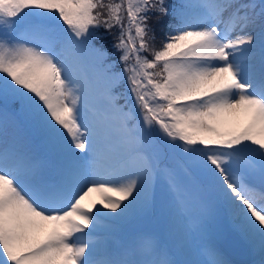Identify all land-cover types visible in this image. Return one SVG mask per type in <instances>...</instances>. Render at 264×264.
<instances>
[{
  "label": "rangeland",
  "instance_id": "374dc122",
  "mask_svg": "<svg viewBox=\"0 0 264 264\" xmlns=\"http://www.w3.org/2000/svg\"><path fill=\"white\" fill-rule=\"evenodd\" d=\"M199 1L206 6L215 3L217 19L210 20L196 30L189 31V28L185 27L177 34H173L172 39L168 40L169 51L181 48V44H185L190 39H199L200 42L194 44L192 51L214 54L217 65L212 67L207 63L197 66L183 62L185 64L182 66L184 82L181 92L192 95L216 86H222L223 89L214 98L208 102L205 101L203 106L189 109L191 117L195 118V121H204L205 118L212 120L221 130L229 132L228 126L235 128L237 123L244 121L250 111H258L259 122L264 127V100L260 97L264 93V59L260 57L259 51L260 41H264V7L261 1L219 0L218 3L216 2L218 0ZM0 2L6 4L4 8L6 13L20 10L25 12V15L16 18L18 26H13L14 28L6 29L0 23V86L5 85L6 82L9 83L10 77H13V82L8 86L9 89L25 81L37 91V94L39 93V96H49L43 108L45 118H54L55 128L61 130L70 140V155L60 156V159L68 168H74L76 173L73 178L78 183L75 192L79 196L76 205L62 216L59 209L49 210L45 198L47 186L45 181H42L46 166L33 148L18 153V148L21 149L22 146L20 142H13L16 134L10 135L12 124L7 118L0 120V194H16L5 210L0 211V228L11 231L13 234L4 240L0 250L6 256H11L15 251L37 242L41 234L50 228L55 235L54 244L32 260L40 264H70L68 249L77 248L83 254L78 257H85L86 251L92 248L83 241L76 243L72 239L69 230L73 226H78L77 219H87L100 225L98 228L100 231L117 229L111 224L107 225L104 222L101 224L99 219L91 213L90 210L101 205L109 218L123 221L128 225L129 218L134 215L135 209H139L140 213L144 211L139 203V196L146 192L145 184L149 177L144 170L143 161L136 160L140 156H136L134 158L136 161L115 174L106 178L101 176V173L107 170L119 156L125 154L123 149L126 147L122 144L111 150L102 148L120 145L115 142V137L123 135L126 130L119 127L125 116L113 112L104 113L113 109L110 100L115 99L116 95L114 94L111 98L104 96L109 102L101 98L97 99L95 96L101 86L111 87V79L104 77L102 73L99 75L95 72L91 73L92 69L83 65L90 55L87 45H79L81 49L74 46L78 31H81L82 27L93 19L91 17L93 1L0 0ZM237 6L255 12L250 18L240 17L236 34L230 40H224L219 36L218 29L224 26L229 13ZM35 14L46 19L50 25L58 27L52 34L40 32L39 34L27 33L24 36L21 33V24L29 25V21L33 20ZM4 21L12 27V21L10 22L7 18ZM13 30L19 35L20 40L8 35ZM248 39L256 40L252 46L248 47V49H254V52L247 60L235 59L234 55L239 48H236L234 43ZM95 99L99 104L107 106L105 111L102 106L97 105ZM67 114L80 116L83 137L78 138L74 135L73 129L76 125L66 120ZM33 119L34 125H30L32 131L29 138L21 141L26 145L37 146L42 143H52L56 134L52 131H42L39 127L41 124H38L39 120L36 117ZM10 142L13 143L10 144ZM79 150L90 156L89 163L81 160ZM102 150L110 153L101 154ZM192 150L196 154V150ZM227 153L226 159L232 162V154L229 151ZM254 154L257 165L247 159L242 161L251 174L257 175L254 172L256 169H261L264 155L263 152L258 154L254 152ZM240 155L244 156L245 153L241 152ZM189 164L185 157L183 165L194 183H189L190 185L184 188L182 184H179L178 178L185 177L186 174L185 168L181 167L172 172L175 176L169 180L168 184L160 186L158 201H156L157 207L159 205L160 219L170 222V226L171 223L180 224L178 236L182 239V248L185 250L180 248V252L187 253V258L194 259L195 263L189 261L190 264H221L217 255L214 254V240L222 234L224 218L226 221L235 222V216L240 213V215H248L251 221L258 219L260 224L247 223L243 229L244 235L251 239L249 241L255 243L256 233L259 231L258 234H261L264 231V211L260 208V203L247 196V191H243L241 184L235 181L240 180L236 172L237 167L225 172L227 177L221 171L205 172L201 169L195 172ZM23 171H25L23 174L26 181L21 179ZM69 173H65V178ZM14 178H18L47 208H41L27 201L15 188ZM95 180H100L96 182L99 184H95ZM113 195L125 197L129 203L114 199ZM51 203L50 200L49 204ZM54 213L61 218L53 220ZM7 214V218H4ZM196 239L199 240L196 241ZM103 241L106 242V240ZM198 243L205 244L206 251L199 249ZM28 259L29 257H26L23 262Z\"/></svg>",
  "mask_w": 264,
  "mask_h": 264
},
{
  "label": "trees",
  "instance_id": "16d2710c",
  "mask_svg": "<svg viewBox=\"0 0 264 264\" xmlns=\"http://www.w3.org/2000/svg\"><path fill=\"white\" fill-rule=\"evenodd\" d=\"M92 1L91 17L93 19L82 27L78 35L80 38H89L90 41L97 44V48L92 50L91 55L102 58L105 69L113 68L115 70L113 75L103 73L106 74L105 77L110 76L111 79H116L113 89L119 95L117 97L119 101L126 102L129 100L128 90L133 84L124 82L127 86L124 88L122 87L123 79L127 80L126 73L131 71L135 64L150 63V58H153L158 50L164 48L165 37L174 21V17L172 18L174 0ZM5 5L0 2L1 12H4ZM147 66L148 63L144 67ZM152 67L158 68V65L153 63ZM146 93L148 94V92ZM38 101L36 91L24 81L14 88L0 87V109H3L4 106L11 109L17 125L21 123L27 126L33 124V117L39 120L37 111H30L33 107L32 102L37 106ZM162 122V119L154 117L143 123L144 129L155 131L148 149H153L152 160L154 162L165 160V162L176 164L177 157L187 156L188 150H185L181 143L176 144L178 141L177 128L166 129L167 126L162 125ZM161 126H164L163 129ZM192 157L194 155L190 152L188 158ZM144 169L150 176L147 188H151L153 170L149 165ZM147 192L148 189L141 193L139 201L148 200L149 202L150 193L147 194Z\"/></svg>",
  "mask_w": 264,
  "mask_h": 264
},
{
  "label": "bare ground",
  "instance_id": "6f19581e",
  "mask_svg": "<svg viewBox=\"0 0 264 264\" xmlns=\"http://www.w3.org/2000/svg\"><path fill=\"white\" fill-rule=\"evenodd\" d=\"M101 187V186H100ZM100 187H98V188H100ZM39 222H41V217H39Z\"/></svg>",
  "mask_w": 264,
  "mask_h": 264
}]
</instances>
